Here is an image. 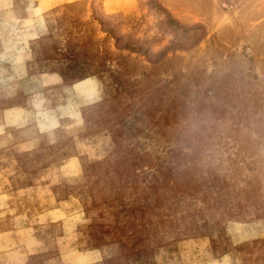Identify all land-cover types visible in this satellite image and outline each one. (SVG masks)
<instances>
[{
    "label": "rangeland",
    "instance_id": "rangeland-1",
    "mask_svg": "<svg viewBox=\"0 0 264 264\" xmlns=\"http://www.w3.org/2000/svg\"><path fill=\"white\" fill-rule=\"evenodd\" d=\"M0 264H264V0H0Z\"/></svg>",
    "mask_w": 264,
    "mask_h": 264
}]
</instances>
